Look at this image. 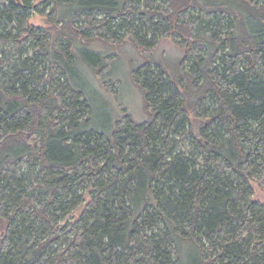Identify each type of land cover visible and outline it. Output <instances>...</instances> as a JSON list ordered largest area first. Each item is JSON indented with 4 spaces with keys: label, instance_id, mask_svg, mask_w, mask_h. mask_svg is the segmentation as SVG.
I'll return each mask as SVG.
<instances>
[{
    "label": "trees",
    "instance_id": "1",
    "mask_svg": "<svg viewBox=\"0 0 264 264\" xmlns=\"http://www.w3.org/2000/svg\"><path fill=\"white\" fill-rule=\"evenodd\" d=\"M130 44L148 118L99 122ZM253 183L264 0H0V264H264Z\"/></svg>",
    "mask_w": 264,
    "mask_h": 264
},
{
    "label": "rangeland",
    "instance_id": "2",
    "mask_svg": "<svg viewBox=\"0 0 264 264\" xmlns=\"http://www.w3.org/2000/svg\"><path fill=\"white\" fill-rule=\"evenodd\" d=\"M30 22L34 23L37 26L47 25L46 19L44 15H39L37 13H33L30 18ZM96 49V48H95ZM114 50L117 55H119V59L115 63V73L120 78V82L114 85L110 90L106 86H104L103 82L98 81L99 88L106 93L101 99L98 96L94 98V106H96V110H99L97 115V121H105L109 118L108 111H110L111 106L103 105L106 100H110L114 105V110L109 112V115L112 119L117 118V116L123 114V112L127 111L132 116L136 118L138 121H145L147 116L145 104H144V96L141 91H139L138 87L131 81L129 78V70L131 69V65L133 63H138L142 60L141 54L136 50L133 45H126L122 47L115 48ZM181 48L176 44L174 40L171 38H163L160 40L158 45L155 47L154 54L156 57L163 61L173 60L180 56ZM95 83V82H94ZM94 91H96V87H94ZM104 101V102H103ZM116 113V114H115ZM255 187V193L253 195L254 198L264 203V188L258 185L257 183H253ZM1 235V228H0Z\"/></svg>",
    "mask_w": 264,
    "mask_h": 264
}]
</instances>
